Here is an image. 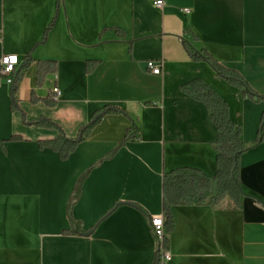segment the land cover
Wrapping results in <instances>:
<instances>
[{
	"label": "crops",
	"instance_id": "obj_1",
	"mask_svg": "<svg viewBox=\"0 0 264 264\" xmlns=\"http://www.w3.org/2000/svg\"><path fill=\"white\" fill-rule=\"evenodd\" d=\"M152 1L0 0V58L16 55V70L30 58L18 110L0 74V264H154L149 219L162 214L163 173L216 171L215 127L205 106L180 91L184 83L207 84L241 140L254 142L264 102L191 59L183 42L264 96V0ZM149 60L161 74L147 71ZM45 61L56 71L38 86ZM87 62L95 63L90 72ZM53 86L60 96L48 106ZM106 106L125 113L103 114L66 159L39 147L59 132L32 122L48 118L74 139ZM133 124L134 137L123 141ZM239 165L240 208L171 207L166 264H264V139Z\"/></svg>",
	"mask_w": 264,
	"mask_h": 264
},
{
	"label": "trees",
	"instance_id": "obj_2",
	"mask_svg": "<svg viewBox=\"0 0 264 264\" xmlns=\"http://www.w3.org/2000/svg\"><path fill=\"white\" fill-rule=\"evenodd\" d=\"M50 26L48 27V29ZM44 32L41 42L46 39L47 31ZM183 47L187 54L194 61H205L219 77L229 84L239 88L244 97L255 102H264V96L254 92L242 76L235 70L229 69L218 63L207 51L200 49L194 50L187 43L183 42ZM30 64V58H24L22 65L12 74L10 81V97L12 109L18 110L16 92L22 80L23 74ZM95 63L87 62L86 71L90 72ZM56 71V63L45 61L38 62L36 68V84L41 86L45 76ZM180 91L192 99L201 102L209 115L210 121L216 130L214 148L216 153V171L213 176H207L201 171L181 167L170 172L163 173L162 176V216L164 220L163 246L168 248V235L174 229V221L171 215V207L174 205H210L212 207L228 206L240 208L244 192L240 182V156L251 146L264 139V112L261 115V124L257 130L254 142L247 144L241 140V130L229 118L228 106L207 84L199 79L191 80L180 86ZM33 102L37 99L33 96ZM43 102L48 106L55 105L53 97H46ZM123 112V110L111 106H106L103 110L95 113L89 123L82 126L76 138L69 139L64 136L60 127L48 118L41 117L31 124L37 127L56 129L59 134L51 140L39 141L40 148H49L54 151L61 159H66L77 145L85 139L101 116L105 113ZM136 126L133 124L125 133L123 141L134 137ZM20 137L13 136L11 140H19ZM77 189V188H76ZM74 196L69 203L70 207ZM75 233L77 231H65V233ZM79 233V232H78Z\"/></svg>",
	"mask_w": 264,
	"mask_h": 264
},
{
	"label": "built area",
	"instance_id": "obj_3",
	"mask_svg": "<svg viewBox=\"0 0 264 264\" xmlns=\"http://www.w3.org/2000/svg\"><path fill=\"white\" fill-rule=\"evenodd\" d=\"M163 0H153L152 4L153 6L157 8H161L163 6ZM185 13H187L189 10L184 9ZM18 66V57L14 54H3L0 58V74L7 82L10 83L12 79V74L16 70V67ZM146 69L151 74H161V64H158L157 62L153 60H149L146 62ZM52 97L54 100H56L60 96V90L57 86H53L52 90ZM150 227L153 232V235L155 236L157 247H156V260L154 264H166L169 260V252L168 249L163 246V238L165 235L164 232V220L163 216H152L149 219Z\"/></svg>",
	"mask_w": 264,
	"mask_h": 264
},
{
	"label": "water",
	"instance_id": "obj_4",
	"mask_svg": "<svg viewBox=\"0 0 264 264\" xmlns=\"http://www.w3.org/2000/svg\"><path fill=\"white\" fill-rule=\"evenodd\" d=\"M88 233V232H87Z\"/></svg>",
	"mask_w": 264,
	"mask_h": 264
}]
</instances>
